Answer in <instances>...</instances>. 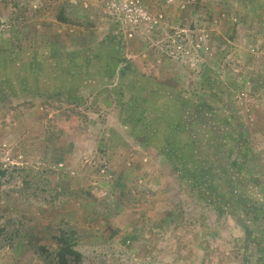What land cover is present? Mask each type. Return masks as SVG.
Wrapping results in <instances>:
<instances>
[{
  "label": "rangeland",
  "instance_id": "obj_1",
  "mask_svg": "<svg viewBox=\"0 0 264 264\" xmlns=\"http://www.w3.org/2000/svg\"><path fill=\"white\" fill-rule=\"evenodd\" d=\"M203 100L244 149L218 201ZM0 229V264H264V0H0Z\"/></svg>",
  "mask_w": 264,
  "mask_h": 264
},
{
  "label": "trees",
  "instance_id": "obj_2",
  "mask_svg": "<svg viewBox=\"0 0 264 264\" xmlns=\"http://www.w3.org/2000/svg\"><path fill=\"white\" fill-rule=\"evenodd\" d=\"M61 18L62 17H60V20L63 21V19ZM130 67L131 65L126 63L124 67H121L118 70V75L122 78V81L127 78L126 76L130 72ZM122 84L124 85L123 88H125L126 86H134V83L132 81H127V82L124 81L122 82ZM226 104L227 105L224 111L226 112L227 115L222 117H220V114L216 112V110L212 105L206 104V100H203L202 102L195 105V107L197 106L196 111L198 117L194 119V122L198 124L201 123L200 128H203V130L205 128H208V125L212 126L213 124H215V121H220L223 124L225 130L230 128L229 131H226V138L221 141L215 140V138L217 137L215 136L216 132L213 130V128L211 129L210 132L212 133L209 136L201 135L200 137L201 141L198 144V146L199 145L201 146L202 150L204 151L202 153V156L206 158L208 161L201 168V172H204V175L202 176L203 178H200V176H198L195 177L194 179L193 178L189 179V181L195 187L201 186L202 183L201 180H202L203 185L209 188L207 192H209L208 194L214 201L216 200L218 201L221 195L219 191L220 176L218 175L217 172L214 171L217 174V177L219 178L214 177L212 183L211 179H209V176L205 175V172H207V174L209 175H212L209 172V169L213 168V166L217 163L213 161L214 160L213 157L218 155L216 159L226 162L229 168L235 169L241 166V161H242L241 156L244 152V149L241 146L242 139L236 133L237 131L234 130L235 128L234 124L236 125V118L235 116H233V113L235 114L233 103L231 101H227ZM213 119L215 120L213 123H208L210 120ZM185 126L187 128L189 136L191 137L200 136L194 134L195 127L189 125L188 122L185 123ZM178 139H181V137H179ZM174 146L175 145L173 144L172 147L174 148ZM176 146H177V157L179 158V160H181L184 164H188L187 166H189V164L190 166L196 165V163L193 161L194 160L193 157L190 155V153H192L193 151H189V150L184 151L183 149H181L180 147L181 142L179 140H177ZM195 150L196 149H194L193 153H196ZM237 214L238 213L236 211H232L230 212L229 215H231L235 223H237V225L240 226L244 232H248L247 228L243 224V221L239 219V216ZM256 217H258V215L253 216V218L255 219ZM1 234L2 231L0 229V236ZM72 235L73 233L71 235H65V233L60 234L58 238L59 245L57 246V249L55 250L53 257L50 261L51 264H71L72 262H77L79 260L80 255L75 249L76 243Z\"/></svg>",
  "mask_w": 264,
  "mask_h": 264
}]
</instances>
